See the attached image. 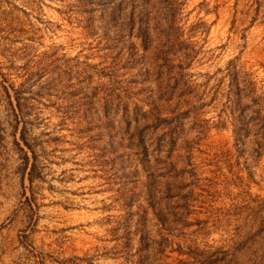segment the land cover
I'll list each match as a JSON object with an SVG mask.
<instances>
[{
    "label": "rangeland",
    "instance_id": "374dc122",
    "mask_svg": "<svg viewBox=\"0 0 264 264\" xmlns=\"http://www.w3.org/2000/svg\"><path fill=\"white\" fill-rule=\"evenodd\" d=\"M0 264H264V0H0Z\"/></svg>",
    "mask_w": 264,
    "mask_h": 264
}]
</instances>
